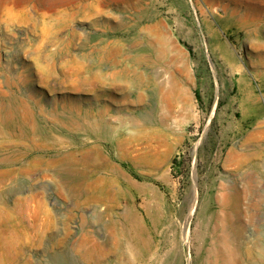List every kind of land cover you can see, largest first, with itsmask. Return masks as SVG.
Listing matches in <instances>:
<instances>
[{"label":"rangeland","instance_id":"374dc122","mask_svg":"<svg viewBox=\"0 0 264 264\" xmlns=\"http://www.w3.org/2000/svg\"><path fill=\"white\" fill-rule=\"evenodd\" d=\"M86 1L38 10L44 20L32 3L33 18L6 21L0 0V117L15 121L0 123V155L33 170L0 193V264H213L222 226L236 249L258 247L264 0H100L90 16ZM63 153L77 161L66 173L88 190L108 181L115 199L80 198L55 171Z\"/></svg>","mask_w":264,"mask_h":264},{"label":"bare ground","instance_id":"6f19581e","mask_svg":"<svg viewBox=\"0 0 264 264\" xmlns=\"http://www.w3.org/2000/svg\"><path fill=\"white\" fill-rule=\"evenodd\" d=\"M8 1H10L8 3H12L13 5L11 4L12 7L5 6L4 9L7 11V12H5L6 16L5 17L1 16L6 21H15V20H18L21 18L24 19L28 16H29V19L33 18V15L30 12V9L28 8L29 4L31 5L32 3H33L32 5L35 8L36 12L38 10H46V11L55 12V11H57V8L62 3L69 2V0H49V2H47V3L42 2V0H8ZM81 1H83V0H81ZM106 1H108V0H106ZM8 3H6V5ZM99 4H100V0H90V1H86V2H80V7H81L82 11L85 12V14H87V16H90L91 14L98 13V11H101V9H99V7H98ZM15 7L20 8V11L15 10ZM96 10H98V11L95 12ZM60 11H62V10H60ZM38 14L41 15V17H43L42 20H44V18H46V15L43 11L39 12ZM231 16H233V14H231ZM35 18H37V17H35ZM234 18H235V15H234ZM239 18L244 23L254 25L256 27V29L260 28V26L258 25L259 22L252 17L249 18L248 16H246V17H239ZM27 22H28V20H27ZM59 24L64 25L65 22H60ZM262 25H264V23ZM130 45H132V44H130ZM260 61H262V60H260ZM13 116L14 115L12 113H3L0 117V123L4 124V127H8L11 124H14L15 121L13 120ZM61 118L65 122H68L71 125L76 126V127H79L78 122L82 119V118L80 119V117H75L74 115H72V114L70 115L69 113H65V112H63L61 114ZM81 122L84 123V125L90 131L94 132V135L97 138L102 139L103 137H107L105 129H103V128L98 129L91 122H84L83 120ZM75 158H76V155H75ZM16 159L17 158H15V156H13L12 154H9V153L0 155V193H3V192L6 193L7 191L12 190L10 187V184L14 183L13 180H15L17 178L19 173H22L23 177L26 178L27 180L31 179L30 175H31V172L33 170L30 171V168L23 167V166H17L18 162L15 161ZM77 159H78V157H77ZM53 161L56 164V170H55L56 173H58V175L62 177L64 183L70 189H72V190L74 189L73 191H75V193L80 198L84 197L85 199L94 200L97 202H100L102 199H106V198H110L111 200L115 199V194H113L111 192V190L109 189L110 185L108 184V181L104 182L103 184H101L98 187H92L90 190H88V187L86 185L87 177H85V178L83 176L79 177L80 175L71 176L68 173H66L70 169V167L67 171H65L63 169V166H68V163L73 164V163L77 162L76 160L73 159V155L71 153L70 154L63 153L62 155L56 157ZM74 166H75V164H74ZM72 173H74V172H72ZM98 218H100V215H98ZM93 219H95V218H93ZM81 224L82 225L87 224V219L83 215H82ZM130 227L138 235L139 224L136 222H132L130 224ZM126 230H127V227L122 228L120 232L125 233ZM217 231H220V233H221L220 238H217L216 242H213V241L211 243L209 242L208 246H206L207 251H206L205 259H207V257H208L210 260L213 261V264H264V242L257 244L258 247H256L255 249H252V250L250 248H246V247L245 248L241 247L239 249H236L235 245L232 242L233 237L231 236V233L228 230H226V226H225V228L222 226L220 229L217 227H214V232H217ZM111 233L113 234V237L115 238V239L112 238L113 239V245H114V247L118 248V246H120V243L118 242V239H117V233L118 232H116V230L115 231L113 230ZM130 240H131V241H129L130 244L137 250L138 253L143 255V250L146 249L145 245H140V243L134 237H131ZM201 242L202 241L200 239V243ZM101 243L102 242L101 241L98 242V240L94 241V245L99 246V248L101 250L103 249V251H105V249L103 248ZM125 243L127 244L128 242H125ZM205 244H206L205 241H203L201 243L200 247L202 248L203 246H205ZM126 246H128V245H126ZM245 252L252 257V261L249 263H246L241 259V256H243ZM85 253H87V251H85ZM122 262L118 263V264H127L126 262H124V263H122ZM48 264H74V262L72 260L62 256L59 258L56 257L54 260H52ZM106 264H114V263L109 262Z\"/></svg>","mask_w":264,"mask_h":264}]
</instances>
